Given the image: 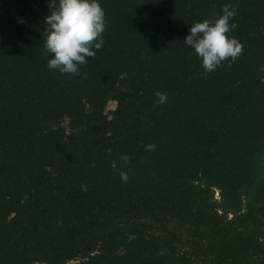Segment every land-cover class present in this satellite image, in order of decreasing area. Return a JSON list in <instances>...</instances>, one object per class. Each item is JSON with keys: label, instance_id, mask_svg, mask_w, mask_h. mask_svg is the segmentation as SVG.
<instances>
[{"label": "trees", "instance_id": "16d2710c", "mask_svg": "<svg viewBox=\"0 0 264 264\" xmlns=\"http://www.w3.org/2000/svg\"><path fill=\"white\" fill-rule=\"evenodd\" d=\"M99 2L72 76L49 0H0V264H264V0ZM225 4L243 54L208 73L183 40Z\"/></svg>", "mask_w": 264, "mask_h": 264}, {"label": "clouds", "instance_id": "9594fccd", "mask_svg": "<svg viewBox=\"0 0 264 264\" xmlns=\"http://www.w3.org/2000/svg\"><path fill=\"white\" fill-rule=\"evenodd\" d=\"M48 7L50 12L44 19L47 25L44 49L51 58L47 66L61 74L79 76L80 66L85 65L88 58H95V50L105 43V10L99 0H49ZM235 16L232 5L225 4L218 18L196 22L189 28L183 42L194 49L205 72H214L224 61H234L243 54V44L229 35L232 31L230 21ZM156 96L158 104L167 103L165 93L157 92ZM155 148L153 144L145 145L148 151H155ZM121 159L130 165V157L124 155ZM111 167L119 172L123 182L128 181V174L115 161Z\"/></svg>", "mask_w": 264, "mask_h": 264}, {"label": "rangeland", "instance_id": "374dc122", "mask_svg": "<svg viewBox=\"0 0 264 264\" xmlns=\"http://www.w3.org/2000/svg\"><path fill=\"white\" fill-rule=\"evenodd\" d=\"M114 106H115V102L114 101H109L108 104H107V108L108 109H112V108H114ZM215 195H216V197L218 196L217 191L215 192ZM74 263H75V261H69L68 264H74Z\"/></svg>", "mask_w": 264, "mask_h": 264}]
</instances>
